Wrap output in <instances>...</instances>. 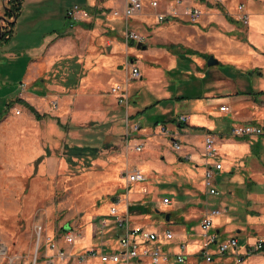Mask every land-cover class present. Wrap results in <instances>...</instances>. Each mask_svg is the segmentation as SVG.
I'll use <instances>...</instances> for the list:
<instances>
[{
    "label": "rangeland",
    "instance_id": "obj_1",
    "mask_svg": "<svg viewBox=\"0 0 264 264\" xmlns=\"http://www.w3.org/2000/svg\"><path fill=\"white\" fill-rule=\"evenodd\" d=\"M36 1L24 0L14 36L0 48V89L4 91L0 94V103L1 99L7 101L19 97L28 100L31 97L29 103L35 110L46 114L44 119L34 121L40 150L32 152L24 161L16 159L18 167L12 172L15 178L6 184L16 192L18 202L12 215L4 216L0 212V264H112L95 256L87 259L83 254L89 250L103 251L108 258L121 254L129 262L133 255L121 245L118 240L120 230L113 223L117 215H125L132 226L158 234H172L171 238L165 235L150 241H141L137 237L136 256L130 259L136 264L153 263L149 252L154 250L162 258L168 257L159 264H168L171 257L178 255L168 251V245L177 239L174 237L171 242L173 232L179 228L184 230L185 226L189 233H201L200 222L208 213L212 214V210H218L217 214H212L213 220L230 214L235 216L230 228L225 229L228 232H223V239L226 234L240 236L235 227L247 222L246 214L255 206L249 207L246 200L249 178H245L242 185H228L226 181H231L233 175L243 178L241 169L245 166L242 161L238 156L233 157L225 168L226 158L219 151L217 137L213 156L204 154V137L215 135L212 130L188 128L185 133L198 137V144L184 140L181 131L177 130L176 134L170 128L172 123L181 127L188 123L187 114L208 94L207 87L212 91L217 90L220 83L225 87L233 86L232 83L238 84L244 74L236 75L238 71L232 69L223 73V68L217 66L219 61L207 66L208 57L180 59L167 48L163 57L154 58L160 45L171 42L159 38L154 27L143 19L144 15L148 17L147 9L157 8L155 22L167 24L165 20L169 18L186 19V7L202 11L211 4L213 8H224L227 1L215 4L210 0L201 3L142 0L143 8L134 17H128L123 11L127 0H117L120 6L108 7L99 19L100 29L95 37L89 31L91 29H73L69 37L63 38L71 43L66 50L57 49V37L54 42L52 35L65 32L81 21L67 13L66 18L62 17L64 0H50L39 6ZM151 1H156L155 7L149 6ZM5 3L6 0H0V15ZM242 6L240 10L238 7ZM237 11L235 20L239 21L243 32L248 26V13L244 12L242 3L237 6ZM156 12L174 15L158 20ZM138 41L141 42L139 46ZM209 52L207 54L218 57L216 50ZM109 57L117 58V61L108 62L106 58ZM31 58L39 64L46 58L55 62L45 66L38 75L31 76L29 69H33L34 63H27ZM131 66L137 67L141 79L130 78ZM222 74L224 81L218 83ZM157 99H160L157 105L140 113ZM22 107L23 104L14 103L6 114L11 110L18 115ZM180 116H185L186 122L179 121ZM155 120L170 127L167 133L160 130L161 121ZM233 125L227 139L252 137L232 136ZM173 141L177 142L178 148L173 147ZM185 145H192L198 153L202 149L201 156L205 158L202 174L193 161L177 158ZM211 160L222 164L220 170L213 171L217 194L210 193L203 183L207 162ZM245 163L252 167L249 159ZM143 164L151 166L144 179L128 181L126 174ZM7 166L0 163V170ZM189 167L193 172L188 170ZM229 206L231 211H227ZM113 209L116 214L112 213ZM66 226L72 228L75 236L70 242L63 235ZM219 227L224 229L222 225ZM243 232L251 235L248 231ZM258 240L264 241V236ZM248 244L253 245L249 242L245 245ZM212 246L209 250L212 259L228 254L218 255L216 246ZM144 249H148L146 254L142 253ZM259 250L243 255V260L250 254L264 253ZM243 251L236 247L232 253L236 258ZM198 253L202 255V252ZM189 258L192 256L187 255L184 261ZM203 262L210 263L205 259Z\"/></svg>",
    "mask_w": 264,
    "mask_h": 264
},
{
    "label": "crops",
    "instance_id": "obj_2",
    "mask_svg": "<svg viewBox=\"0 0 264 264\" xmlns=\"http://www.w3.org/2000/svg\"><path fill=\"white\" fill-rule=\"evenodd\" d=\"M46 1L50 0H37L35 4L39 6L42 3H46ZM69 1L72 0H64L65 6L61 13L62 17L66 18L65 13L67 9L77 6L75 14L79 17L78 20L82 23L90 24V28L77 24L70 26L62 34L56 33L52 35V40L57 37L56 42L54 40L56 43L55 46H58L57 49L61 50H66V48L70 47L71 43L63 38L69 37L68 35L73 29H91L89 31L95 37V34L100 29L99 19L103 18L102 14L105 13L106 9L110 6L112 7L113 4L120 6L117 0ZM188 1L192 2L193 0ZM226 1L227 5H224V8L222 7V11L213 7H205L202 9L199 20L195 23L189 22L187 18L183 19L179 17L178 20L173 19L172 21L166 19L165 21H168L167 24L160 23L157 25V21L155 22L154 19V12L157 8L147 9L148 17L144 15L145 17L143 19L147 24L154 27V32L159 38H167L173 44H181L186 48L206 54L210 53L209 50H216L217 60L220 62L217 66L221 67L223 65L221 67L223 68V71L221 70L223 73L227 69H232L238 71L237 74L235 73L236 75H239V72L240 74H244V77L240 79L238 84L232 83L233 86L225 87L224 83H220L217 86V90L212 91L207 87L206 92H209L203 97L205 102L202 101L203 98L199 99V102L194 106L193 110L187 114L188 123L183 127L178 126L177 123H172L171 128L168 126L176 134H178V131H181L182 133L180 135H182L184 140L190 141V143H198V137L185 133L190 127H204L203 130L216 132L215 135L219 140V151L226 158L225 168L229 166L230 159L236 156H238L239 161H242V164L245 166L244 170L241 169L243 178L240 175H233L231 181H226L228 185L230 183L242 185L246 182L245 178H249L247 183L250 184V187L246 191V200L248 201L249 207L257 205V207L252 206V210L249 211L250 213L246 214L247 222L245 224L238 223L235 227L236 232L239 235L241 234L240 236L236 235L238 240L237 249L239 251L240 249L243 250L244 245L248 242L254 243L264 236V135L252 136L246 138V140L227 139L230 138L228 136L229 130L234 123L264 124V0ZM240 3L244 5V12L248 13L249 19L248 26H245L243 32L239 21L235 20L236 14L238 13L237 6ZM143 6L142 2V8ZM200 6L203 5L200 4ZM138 17L141 18V16ZM77 33L79 34L80 32ZM60 38L62 41L59 42L58 40ZM165 51V47L159 46L158 53L153 55V57L161 58L164 56ZM8 53L12 54L13 52ZM197 58L203 60L201 57ZM106 60L108 62H116L117 58L109 57ZM31 62L34 63L32 58L27 61L28 64ZM54 62V60L46 58L40 64L34 63L33 69H29L31 71L30 75H38V73L44 70L45 66L49 67ZM26 68H24L25 71H27ZM253 68H257L260 73L256 74L254 72L247 74L246 70ZM224 78L225 75L222 74V76H219L217 82L224 81ZM216 85H214L215 88ZM260 91L262 92L258 93ZM30 99L31 97L24 101L33 106L29 103ZM221 105H227L228 111H218ZM23 106L20 114L16 115L10 110L0 120V163H5V167L8 164V168L0 170V212L4 216L12 215L17 208L18 201L15 197L16 192L11 191L6 186L7 182L11 181L15 176L12 172L18 167L16 166V159L20 158L21 161H24L32 152L40 150L41 145L39 142L40 137L38 138L35 135V133L37 134L35 132L37 130L34 127V121H40L44 118L36 119L33 113L25 105ZM184 147L179 151L182 153H177V158L181 161L188 160L190 163L193 161V165L199 168L202 174L205 163V158L202 157L203 155L201 156L202 149L198 153L193 150L192 145H185ZM247 159L251 162L252 167L245 163ZM149 168L151 169L149 164H143L138 170L145 173L144 176H146ZM188 170L193 172L191 167ZM227 211H231V206L228 207ZM234 219L235 216L231 214L221 219L216 218L213 220L212 217L213 228L218 234L219 240L223 239V232H228L225 229L226 227L230 228V224ZM220 225L224 228L223 230L220 229ZM183 227L184 230L179 228L177 232H173L174 236L171 242H173L174 237H177V239L174 244L170 242L168 251L171 254L184 252L186 257L187 255H191L192 258H189L186 262L177 263L174 257H171L172 259L168 264H206L203 262V256L198 253L199 251L202 252V246L204 245V238L201 236V233H198V231L189 233L186 231V227ZM195 228L197 229L198 227L195 226ZM243 231H248L251 235H246ZM195 234L196 236H194ZM242 235V239H239L238 237ZM228 236L226 234V237ZM210 247L213 246L210 245ZM233 250L234 248H231L230 252L225 256L214 257L208 264H232L235 258L234 253H232ZM241 264H264V253L250 254L244 258Z\"/></svg>",
    "mask_w": 264,
    "mask_h": 264
},
{
    "label": "built area",
    "instance_id": "obj_3",
    "mask_svg": "<svg viewBox=\"0 0 264 264\" xmlns=\"http://www.w3.org/2000/svg\"><path fill=\"white\" fill-rule=\"evenodd\" d=\"M210 1H211L210 3H215V4L222 3V0H210ZM150 3H151L150 4L151 7H155L157 4L156 1H153V2L151 1ZM238 8L242 10L243 6L238 7ZM141 9H142L141 0H127V3L125 4L123 11H124V14L129 17V16H133L134 14L139 12ZM76 10H77V6H74L73 8L68 9L66 13L68 16H72L73 18L78 19L79 17L75 14ZM185 14L187 16L188 21L195 23L199 20L201 11L200 9L196 7L190 6V7H186ZM172 15H174V13H169V14L156 13V18L158 20H161V19L163 20L167 16H172ZM135 37H137L139 41L142 40L140 36H135ZM131 77L134 79L141 78V74L139 73V70L137 69L136 66H131L130 68V78ZM220 109L223 111H228V107L225 105L220 106ZM178 120L181 122H186L187 119L185 116H180ZM159 128L163 133H167L168 131L167 130L168 127L163 125V123L162 125L159 126ZM231 135L236 136V137L263 136L264 135V124L254 125V124H249V123H246V124L237 123L232 126ZM215 144H216V136L212 134H206L204 137V143H203L204 154L208 156H213V154L215 153V148H216ZM174 146L178 148V144L175 141H173V147ZM137 149L139 150L140 147L138 146ZM207 164L208 165H207V169L205 172L206 175H205L203 183H205L210 193L217 194V189H216L217 186L214 182L213 171L220 170L222 168V164L217 161H213V160H211V162H207ZM126 177L128 181H137V180L144 179V175L138 170H135V171H132L126 174ZM112 213L116 214L114 209L112 210ZM217 213H218V210H212V214H217ZM212 214L208 213L200 222L201 236L204 238V247L202 249V256H203V259L206 260V262H210L212 260V256L211 254H209L210 245H215L216 250H217L216 253L217 254L219 253L218 255H220V254L229 253L231 248L235 249L238 244V240L234 236H228L222 240L218 239V234L215 231L212 232V228H213V224H212L213 215ZM113 223L115 227L120 230V233L118 235V240L120 241L123 248L133 255L132 257L136 256V248L138 246L137 237H139L141 241L142 240L150 241L151 239H157V238L159 239L160 236L165 237V235L167 238L172 237V234L169 232H163L162 234L161 233L158 234L153 231L145 230V228L143 227L132 226L129 219H127L125 215H117ZM64 229L65 231L63 235L65 236L67 240H69L68 242H70L71 240H74L75 236L72 231V228L66 226ZM38 235H39V232H38ZM67 240H63V242L68 243L66 242ZM263 242H264L263 240H257L251 246H249L250 244L244 245L243 253L237 254L232 264H240L241 261L243 260V255L249 254L252 250L256 251L260 249L261 244ZM62 248L63 246L59 247L58 249L60 253L62 251ZM147 252H148V249H144L142 251L143 254H146ZM149 253L153 257V263L151 264H159L160 262L162 263L163 260L166 261L168 259V257L162 258V256L159 254L157 250H154L152 252L150 251ZM83 255L87 259L95 256L101 259L102 261H111L112 264H136L135 262L130 261L132 257H130L129 262H128V258H126L125 256L123 257V255L121 254L109 255V258H108V256L104 254L103 251L89 250L85 252ZM174 258L178 262H183L186 256L183 252H180Z\"/></svg>",
    "mask_w": 264,
    "mask_h": 264
},
{
    "label": "trees",
    "instance_id": "obj_4",
    "mask_svg": "<svg viewBox=\"0 0 264 264\" xmlns=\"http://www.w3.org/2000/svg\"><path fill=\"white\" fill-rule=\"evenodd\" d=\"M194 1H198L201 3L203 0H194ZM23 2H24V0H6V3L3 7V13L0 15V48L4 45L8 44V42L14 36L16 22H17V19L20 16L22 9H23ZM208 7H213V5L210 4V5H208ZM216 8L221 10L222 6H217ZM169 19H171V18H169ZM171 20H173V19H171ZM78 24H80L82 26L84 25V26L90 28V24H86V23H82V22H79ZM57 34H62V32L57 33ZM130 42H132V40ZM160 46L167 48L168 50H170L172 52V54L178 56L180 59H187L190 57H201V58L206 59L208 57V54H206V53H201V52L192 50L190 48H186L181 44L170 43V44H163ZM219 65H221V64H219ZM222 66L223 65H221V67ZM246 72H247V74H252L254 72L256 74L260 73L257 68L247 69ZM261 92L262 91H260L258 93H261ZM0 94H4V91L1 89H0ZM159 102H160V99L155 100L152 104H150L149 106H146L143 110H141L140 113L145 112L146 109L157 105ZM14 103H19V104L25 105L33 113L34 117L38 120L42 119L46 116V114H40L38 111H36L34 109L33 106L26 103L22 98L16 97V98L9 99L7 101H2V99H1L0 120L4 117V115L6 114L8 109ZM174 120H175V118L171 119L170 122L172 123ZM155 121L157 122L159 120H155ZM162 121L166 122L165 120H162ZM162 121H161V123H162ZM196 128L197 129H204V127H196ZM244 140H246V139H244ZM259 251L264 252V242L261 244V248Z\"/></svg>",
    "mask_w": 264,
    "mask_h": 264
},
{
    "label": "water",
    "instance_id": "obj_5",
    "mask_svg": "<svg viewBox=\"0 0 264 264\" xmlns=\"http://www.w3.org/2000/svg\"><path fill=\"white\" fill-rule=\"evenodd\" d=\"M140 43L141 42H138L137 46H139ZM217 63H218V60L213 55H209L208 58L206 59V65L207 66H211V65H214V64H217ZM165 219L168 220V214L165 215Z\"/></svg>",
    "mask_w": 264,
    "mask_h": 264
}]
</instances>
